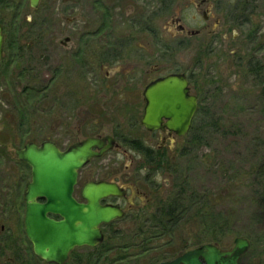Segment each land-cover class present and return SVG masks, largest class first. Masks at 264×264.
<instances>
[{
    "label": "rangeland",
    "instance_id": "1",
    "mask_svg": "<svg viewBox=\"0 0 264 264\" xmlns=\"http://www.w3.org/2000/svg\"><path fill=\"white\" fill-rule=\"evenodd\" d=\"M210 1L213 3L212 15L223 17L225 23L230 26L229 30H223V24H220L219 29L216 26V31L210 33V54L203 52L198 56L202 46L196 38L183 46L179 53L183 69L193 71L197 81L203 86V110L194 132L196 137L201 135V143L197 145V141H194L190 145L189 139L186 138L177 146L178 149L182 147L177 157L168 159L166 164L161 166H153V172L142 170V174L148 175V181L141 180L138 183L141 192L137 193L132 188V192L137 196L132 202L133 207L128 210L125 218L115 222L112 227L125 231V234H132L137 225L133 216L137 213L145 214L143 209L151 213L157 205L172 200L179 185L187 179L186 188H193L206 195L212 202L213 215L221 219L226 218L231 223V233L218 245L230 249L234 246L236 236L246 237L251 244L241 256L239 264H263L264 82L247 75L244 63L240 64L238 59L240 53L248 56L253 52L252 47L255 44L247 45L246 39V34L253 30L257 31L260 46L259 49L256 45L259 49L256 56L264 60V0L254 1L251 22L242 26L234 24L231 17H227L230 16V11L226 9L237 0ZM135 2L136 0H132L118 5L119 14L137 4ZM137 2L140 6H144V2L151 5L149 10H155L158 5L157 0ZM81 6L83 7L79 0H74L70 6L64 0H40L38 8H34L30 0H22L20 10L16 12V7H8L6 13L0 15L6 26L8 45L18 39L23 40L22 43L26 46L23 57L11 65L9 56L15 54V48L9 47L7 58L0 64V140L3 142H0V146L5 149V156H0V166L4 170L21 167L17 161L11 159V150L20 148L31 139L41 140L43 136H53L57 128L62 130L58 121L61 112L50 114L47 111L45 87L48 84L49 71L58 73L56 83L64 80L63 71L68 63L61 41L67 36L78 38L83 33L82 23L86 20L95 21L91 11L88 8L81 9ZM174 12L175 10L171 14ZM194 12L192 8L184 9V14ZM167 17L168 15L160 13L155 22L160 23L162 27L166 26V35H170L173 29L166 25ZM122 20L127 19L118 16L116 22L119 24ZM40 40L43 43L38 44ZM42 44L46 46L42 47ZM49 45H54V52L46 50ZM16 51L19 52L17 48ZM198 58L201 59L202 65L193 68ZM27 88L39 90L40 97L37 100H24L21 92H28ZM184 149H190V155H183ZM113 161L111 157V160L107 159L103 164L107 166ZM121 163L123 168L132 167L129 160L123 159ZM175 169H179V172ZM146 194L151 197L149 203H145ZM208 222L210 224V216ZM197 224L192 222L179 230L173 243L164 244L159 249H149L139 256L136 253L142 251L143 245L108 251L82 246L78 247L76 252L78 257H81L82 264H86L89 257L91 260L95 258V261L89 264H155L210 242L209 239L198 243L188 241L190 236L193 237V234L198 232ZM105 230V239L108 242L109 228L106 227ZM186 238L184 244L183 239ZM121 240L110 238L109 242ZM155 243L162 242L154 241L145 245L152 247L157 245ZM120 256L124 258L121 259Z\"/></svg>",
    "mask_w": 264,
    "mask_h": 264
},
{
    "label": "flooded vegetation",
    "instance_id": "2",
    "mask_svg": "<svg viewBox=\"0 0 264 264\" xmlns=\"http://www.w3.org/2000/svg\"><path fill=\"white\" fill-rule=\"evenodd\" d=\"M39 1L37 6L32 5V0L30 3L38 8ZM131 1L79 0L83 5L81 9L88 8L95 21L86 20L82 23L83 33L78 38L67 36L68 40L61 41L68 63L63 71L64 80L56 83L58 73L49 71L48 84L45 87L47 111L50 114L61 112L58 121L62 130L57 128L53 136H43L41 140L34 138L20 148L11 150V159L17 161L20 168L9 171L8 168L4 170L0 166V264H58L47 262L37 255L26 233V192L28 183L33 180V172L31 165L18 157L17 150L28 143L42 145L43 142L51 141L60 150L68 151L90 138L101 141L100 146L92 147L93 151L100 154L91 156L85 166L78 169L72 196L77 202L85 204L86 185L99 181L117 184L124 190V194H109L100 200L101 204H111L125 210L123 217L101 225L106 238L105 228H110L109 224L113 226L115 222L125 218L128 210L133 207L132 202L137 196L132 188L137 193L141 192L138 183L141 180L148 181V175L141 171L153 172V166H161L168 159L177 157L182 150V147L178 149L177 146L187 138L190 131L194 134L196 130L203 86L199 84L193 71L183 69L179 53L183 46L196 38L202 46L198 56L203 52L210 54V33L216 31V26L219 29L220 24H223V30H229L230 26L223 17L212 15L213 3L210 0H157L155 10H149L151 5L146 2L144 6L138 5L136 0L137 4L119 14L118 5ZM64 2L70 6L74 0ZM21 5L22 0H0V15L5 14L8 7H16L17 12ZM188 8L195 12L184 14V9ZM160 13L168 15L165 23L173 29L172 34L166 35V26L162 27L155 22ZM118 16L127 20L118 24ZM231 20L235 24L234 17ZM0 24L4 34L0 64L7 58L8 48L12 47L15 48V54L9 56L11 65L23 57L26 46L22 43L23 40L18 39L8 45L6 26L1 16ZM32 43L31 46L34 45ZM39 43L43 41L40 40ZM45 46L42 44V47ZM46 50L54 52V45H49ZM200 61L198 58L193 68L201 66ZM177 74L185 75L188 80V93L196 96L198 103L190 129L184 136L168 127L170 119L165 116L155 129L144 123L149 104L147 95L151 86L164 77ZM27 89L28 92H21L24 100H37L40 97L39 90ZM0 142L3 143L1 140ZM3 149L0 146L1 157L5 156ZM111 157L114 161L105 166L103 162L111 160ZM123 159L129 160L132 167L123 168ZM36 200L45 204L49 198L38 195ZM150 200L151 197L146 194L145 203ZM47 215L56 220L64 218L60 212L49 211ZM78 247L70 253L67 262L73 258Z\"/></svg>",
    "mask_w": 264,
    "mask_h": 264
},
{
    "label": "water",
    "instance_id": "3",
    "mask_svg": "<svg viewBox=\"0 0 264 264\" xmlns=\"http://www.w3.org/2000/svg\"><path fill=\"white\" fill-rule=\"evenodd\" d=\"M32 5L37 6L38 0H32ZM3 43L0 24V59ZM188 91V80L183 74L169 75L155 82L147 95L149 104L144 123L155 129L165 116L170 119V129L186 135L198 109L197 97L189 95ZM95 145L100 146L101 141L90 138L68 151L60 150L51 141L42 145L28 143L17 150L18 157L28 162L33 172V180L28 183L26 192V233L35 253L47 262L65 264L75 247L101 244L105 239L101 225L125 215L123 208L100 202L109 194H124L117 184L106 181L88 183L84 189L85 204L72 196L78 169L84 167L91 156L100 154L92 150ZM38 195H46L49 201L38 203ZM49 211L60 212L64 218H50ZM250 244V240L243 236H236L234 246L227 250L217 243L206 242L156 264H239Z\"/></svg>",
    "mask_w": 264,
    "mask_h": 264
},
{
    "label": "trees",
    "instance_id": "4",
    "mask_svg": "<svg viewBox=\"0 0 264 264\" xmlns=\"http://www.w3.org/2000/svg\"><path fill=\"white\" fill-rule=\"evenodd\" d=\"M254 1L255 0H237L234 5L228 7L230 16L234 17L236 20L235 24L237 23V25L242 26L251 22V15L254 13ZM256 32L257 31L250 30L246 34V39L248 41L247 45L255 44V46L252 47V49H254L253 52L248 56H243L242 53H240L241 55L238 60H240V64L244 63L243 65L247 75L264 82V60L256 56L258 49L256 45L259 46ZM202 110L203 106L201 104L198 118L200 117ZM191 132L192 131H190L187 136L189 139L188 144L190 143L191 145V142L193 144L194 141H197V145L201 143V135L198 134L196 137V135ZM190 153V149H184L183 151V155H190ZM175 171L179 172V169H175ZM187 182V179H184L182 184L179 185L174 198L168 200L164 204L157 205L152 211L153 213H147L143 209L142 211L145 212V214L137 213L136 216H133L137 225L132 234H125V231L118 228L114 229L112 224H109L108 226L111 227L108 230V242L107 239H105L101 244L92 248H103L105 251L112 249L126 250L132 246L139 245L142 247L141 245H143L141 248L142 251L136 253L139 256L147 252L149 249H159L164 244L173 243L176 240L177 232L192 222H195L196 224L198 223L199 230L193 234V237L190 236L188 238L189 242L193 241L194 243H198L202 240L209 239L210 242L218 244L223 241L226 235L231 233V223H229L226 218L221 219L220 217L214 216V209L210 199L193 188L187 189ZM209 210L210 214H208ZM209 216L210 224L208 222ZM206 219L207 223L205 224ZM205 230H207V232H205ZM110 238H120L122 240L120 242L110 243ZM154 241H161L162 243H155L157 245H152V247L145 245L147 243H153ZM186 241L187 238L183 239L184 244ZM72 257L73 258L66 264H82V259L81 257H78L77 252H75ZM120 258L122 259L124 257L120 256ZM91 259L92 258L89 257L86 264L95 261V258L94 260Z\"/></svg>",
    "mask_w": 264,
    "mask_h": 264
}]
</instances>
